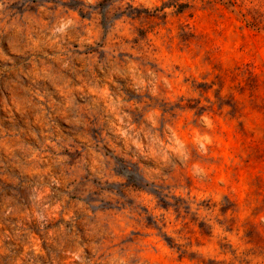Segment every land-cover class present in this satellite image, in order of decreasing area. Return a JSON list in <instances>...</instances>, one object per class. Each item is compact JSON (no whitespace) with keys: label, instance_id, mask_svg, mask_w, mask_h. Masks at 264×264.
<instances>
[{"label":"rangeland","instance_id":"obj_1","mask_svg":"<svg viewBox=\"0 0 264 264\" xmlns=\"http://www.w3.org/2000/svg\"><path fill=\"white\" fill-rule=\"evenodd\" d=\"M82 3L61 0L62 15L78 23L53 37L58 22L39 12L41 0H7L4 20L38 41L35 50H25L26 40L20 53L4 48L16 62L12 78L19 75L29 89L20 96L44 114L0 105V122L22 120L40 130L41 141H59L60 154L70 157L66 171L80 173L85 160L84 174L97 182L129 185L130 203L106 209L102 221L77 218L72 233L66 216L80 212L69 202L57 211L53 203L41 230L29 197L53 174L54 150L40 152L35 167L0 175V264H16L29 245L31 259L21 264H74L62 239L79 235L87 244L85 231L97 222L115 239H91L127 250L129 264H264V0H120L124 19L108 30L103 18H87ZM118 116L127 137L119 135ZM18 179L27 182L23 188Z\"/></svg>","mask_w":264,"mask_h":264},{"label":"clouds","instance_id":"obj_2","mask_svg":"<svg viewBox=\"0 0 264 264\" xmlns=\"http://www.w3.org/2000/svg\"><path fill=\"white\" fill-rule=\"evenodd\" d=\"M120 0H111L108 4H102L97 6L98 0H83V3L78 5V8H83L87 13V18L92 19L95 17L96 22L99 23L100 19L104 20V29L108 30L111 28L113 23L122 21L124 16L119 11H116V8ZM7 5V0H0V61H6L5 65L0 68V105L4 107H15L19 112H27L29 109H39L41 115L44 114L42 105L34 104L33 99L28 96H20V92L28 93L29 89L24 88L22 82L20 81L19 75L15 77V80L12 78V73L16 71L15 64L16 62L8 55H5L4 48L7 47L12 51L20 53L21 42L26 40L28 43L25 50L32 49L35 50L38 45V41L33 40L31 33L25 35L24 29L13 24H8L4 20V10ZM62 4L61 0H41V7L39 9L40 13H43L46 16H49L51 19H54L58 22V26L54 27L52 32L53 37H57L58 34L60 37L65 35L69 28H74L77 26V21L69 19L66 16L62 15ZM164 11H169L165 8ZM110 13H112L109 18ZM83 15V13H81ZM91 35V31L89 30ZM99 38L98 36L96 37ZM22 55V53H21ZM129 64H132L133 61L129 60ZM8 63L13 65L12 68L8 67ZM67 67V64L64 65ZM102 71L104 69H101ZM139 71V70H137ZM5 73H8V77L5 78ZM153 72H148L147 76H153ZM143 81H141L142 83ZM11 93V95H9ZM42 100L43 97H40ZM115 111V109H113ZM200 120L203 121V124L207 128L213 126V122L209 119L208 115L201 111ZM39 119V117H37ZM119 120L121 128L118 129L119 135L127 137V131L122 130L124 126V120L117 117ZM3 120H7V117H4ZM77 124L80 121L77 119L75 121ZM21 136L24 139H21ZM32 139L29 140L28 138ZM209 144L211 143V138L208 136L203 137ZM39 146L33 148V144ZM134 144L137 147L140 145L134 140ZM59 141L53 143L52 139H47L41 141V133L39 129L26 127L25 123L22 120H18L16 123L12 122H0V175L7 174L12 168H19L21 172L27 171L29 168L35 167L39 161L40 152L49 154L51 150H54V154L50 156L51 165L50 168L54 169V172L51 176H48V183L36 184V187L31 189L33 195L29 198L33 201L34 206L39 210L35 212V216L39 224L40 229H44V223L46 222V216L43 214L48 211L50 207L55 204V209L60 211L61 208L69 202L74 205V210L80 212V216L77 217L72 213H69L66 216V220L69 221V228L67 229L68 233L73 232L71 224L77 219H83L85 223L91 221H102L105 210L108 208L120 209V205L123 204L125 207L130 202L127 197L124 196V189L129 187L127 184H109L105 185L101 177V182H97L95 175H85L84 170L88 167L87 161L82 160L80 162V173H77L75 169L71 172L66 171L68 168V162L70 157L68 155H61L63 145ZM201 148H204V145L201 144ZM75 159V158H72ZM167 161V156L164 157ZM40 160H43V157H40ZM136 172H139L138 167H133L128 165ZM93 173L95 169L92 170ZM123 180H127L129 176L126 173H122ZM143 180V176L140 177ZM69 180H75L76 183H69ZM146 182V181H145ZM17 183L21 188L25 186L26 181L17 180ZM35 183V182H34ZM63 184V191H60V186ZM55 185L57 191L50 194L49 189L51 186ZM37 188L41 189L40 192H37ZM147 190V189H146ZM13 194L19 191L17 189H9ZM53 196H55V201H53ZM71 198V199H70ZM109 199H112V203L109 204ZM119 200L120 204H117L116 201ZM227 203V201H225ZM93 213L96 215L93 216ZM13 210L9 208L4 212L5 216L12 215ZM91 231L86 230L85 234L90 237L89 243L85 244L82 240L79 239V235L76 236L75 240L70 241L66 236L62 239L61 246L65 244H70L72 250L70 255L74 261V264H129L131 257L128 255L127 250H122L120 247L112 248L109 247L105 239H100L99 242L92 240L91 237L97 233L101 237H107L109 239H115L114 233L110 234V230L104 229L102 223H92L90 225ZM15 229V226H13ZM60 233H65V226L60 225ZM16 238H19L22 233L16 231ZM5 238L7 234H5ZM28 240H31V237H27ZM130 243V241L126 242ZM2 247V243H0ZM29 245L25 248V253L20 259H16V264H21V259L27 258L30 260V257H27V252L29 250ZM86 248L91 249V255H88L85 252ZM33 251H38L36 248H32ZM118 253V254H117ZM17 253L15 250H9V259H15Z\"/></svg>","mask_w":264,"mask_h":264}]
</instances>
